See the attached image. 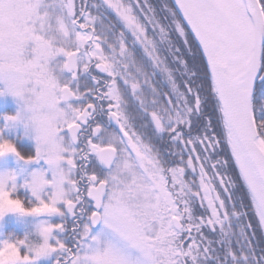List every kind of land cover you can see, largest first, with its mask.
Masks as SVG:
<instances>
[{
	"label": "snow or ice",
	"instance_id": "1",
	"mask_svg": "<svg viewBox=\"0 0 264 264\" xmlns=\"http://www.w3.org/2000/svg\"><path fill=\"white\" fill-rule=\"evenodd\" d=\"M0 98V264H264V0H0Z\"/></svg>",
	"mask_w": 264,
	"mask_h": 264
},
{
	"label": "trees",
	"instance_id": "2",
	"mask_svg": "<svg viewBox=\"0 0 264 264\" xmlns=\"http://www.w3.org/2000/svg\"><path fill=\"white\" fill-rule=\"evenodd\" d=\"M14 109L11 106H8L6 108H0V113H5V112H13ZM18 147L21 151H27L32 148V143L28 139H21L18 140ZM5 162H10L11 166L17 167L15 160L13 157H7L5 158H0V164H3ZM251 216V213L249 214ZM33 222L32 217H25L24 218V224H21L18 219L16 220L15 218L8 217L3 220V231L2 233L7 235V234H15L18 236H22L26 228H31ZM71 226V225H69ZM55 259V255H53L50 258H41L40 260L36 261V264H53V261Z\"/></svg>",
	"mask_w": 264,
	"mask_h": 264
},
{
	"label": "rangeland",
	"instance_id": "3",
	"mask_svg": "<svg viewBox=\"0 0 264 264\" xmlns=\"http://www.w3.org/2000/svg\"><path fill=\"white\" fill-rule=\"evenodd\" d=\"M8 106H11V107L15 110V104L13 103V101L11 100V98H7V99L0 98V108H6V107H8ZM9 157H11V156H9ZM6 158H7V157H6ZM6 158H5V159H6ZM1 160H2V158H1ZM5 168H13V167L11 166V163H10V162H5V161H4L3 164H0V169H5ZM8 217H12V218H15V219L17 220L16 215L11 214V213L7 214V215L3 218V220H4L5 218H8ZM3 220H0V225H2V228H0V233H2V231H3Z\"/></svg>",
	"mask_w": 264,
	"mask_h": 264
},
{
	"label": "clouds",
	"instance_id": "4",
	"mask_svg": "<svg viewBox=\"0 0 264 264\" xmlns=\"http://www.w3.org/2000/svg\"><path fill=\"white\" fill-rule=\"evenodd\" d=\"M16 217H17L18 221H19L21 224H24V218H25V217H23V216H18V215H16ZM0 228H2V225H0Z\"/></svg>",
	"mask_w": 264,
	"mask_h": 264
}]
</instances>
